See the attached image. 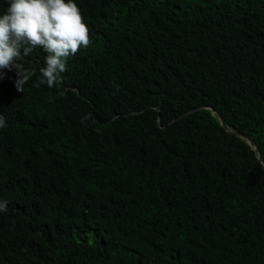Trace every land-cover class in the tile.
Segmentation results:
<instances>
[{"label":"trees","instance_id":"1","mask_svg":"<svg viewBox=\"0 0 264 264\" xmlns=\"http://www.w3.org/2000/svg\"><path fill=\"white\" fill-rule=\"evenodd\" d=\"M76 3L61 85L0 78V264H264V0Z\"/></svg>","mask_w":264,"mask_h":264},{"label":"clouds","instance_id":"2","mask_svg":"<svg viewBox=\"0 0 264 264\" xmlns=\"http://www.w3.org/2000/svg\"><path fill=\"white\" fill-rule=\"evenodd\" d=\"M89 42L88 26L76 0H5L0 9V78L4 69L14 68L15 88L22 91L33 73L16 60L23 61L22 57L39 47L46 54L36 86H59L68 58ZM86 119L87 114L81 117V122ZM5 126V118L0 115V128ZM6 210L7 201L0 200V212Z\"/></svg>","mask_w":264,"mask_h":264},{"label":"water","instance_id":"3","mask_svg":"<svg viewBox=\"0 0 264 264\" xmlns=\"http://www.w3.org/2000/svg\"><path fill=\"white\" fill-rule=\"evenodd\" d=\"M221 121H223L222 118H221ZM242 137H243L244 139H246L248 142H250V140H248L247 138H245L243 135H242ZM258 156H259V154H258Z\"/></svg>","mask_w":264,"mask_h":264}]
</instances>
